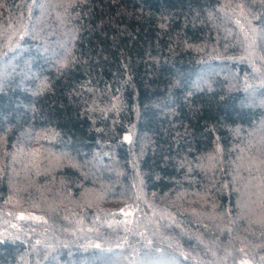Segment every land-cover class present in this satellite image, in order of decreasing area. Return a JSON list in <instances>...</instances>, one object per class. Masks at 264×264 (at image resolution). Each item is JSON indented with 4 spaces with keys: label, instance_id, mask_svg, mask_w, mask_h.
<instances>
[{
    "label": "trees",
    "instance_id": "trees-1",
    "mask_svg": "<svg viewBox=\"0 0 264 264\" xmlns=\"http://www.w3.org/2000/svg\"><path fill=\"white\" fill-rule=\"evenodd\" d=\"M0 264H264V0H0Z\"/></svg>",
    "mask_w": 264,
    "mask_h": 264
}]
</instances>
